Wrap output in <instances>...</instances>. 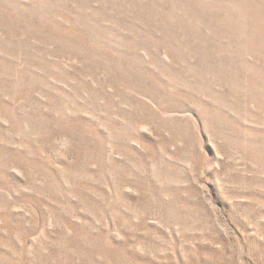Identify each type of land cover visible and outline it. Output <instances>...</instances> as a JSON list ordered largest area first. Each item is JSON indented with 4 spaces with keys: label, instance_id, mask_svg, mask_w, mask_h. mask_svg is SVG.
I'll list each match as a JSON object with an SVG mask.
<instances>
[{
    "label": "rangeland",
    "instance_id": "obj_1",
    "mask_svg": "<svg viewBox=\"0 0 264 264\" xmlns=\"http://www.w3.org/2000/svg\"><path fill=\"white\" fill-rule=\"evenodd\" d=\"M0 264H264V0H0Z\"/></svg>",
    "mask_w": 264,
    "mask_h": 264
}]
</instances>
